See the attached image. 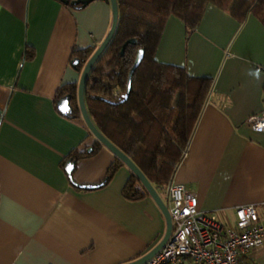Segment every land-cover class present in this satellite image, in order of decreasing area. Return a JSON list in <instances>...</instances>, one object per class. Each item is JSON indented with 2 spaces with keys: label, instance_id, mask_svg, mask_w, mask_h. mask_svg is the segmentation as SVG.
Listing matches in <instances>:
<instances>
[{
  "label": "crops",
  "instance_id": "1",
  "mask_svg": "<svg viewBox=\"0 0 264 264\" xmlns=\"http://www.w3.org/2000/svg\"><path fill=\"white\" fill-rule=\"evenodd\" d=\"M111 22L108 0L73 7L59 0H0V264H122L163 236L165 221L148 194L125 198L129 170L119 166L94 189L70 184L61 162L91 147L82 119L62 115L56 89L77 82L72 49H95ZM26 48L33 56L26 59ZM154 57L212 78L211 90L172 182L222 222L238 205L264 202V133L247 118L263 105L264 26L251 13L239 23L207 4L184 39L182 21L166 18ZM259 70L258 82L247 73ZM114 155L104 146L78 159L77 183L102 181ZM169 208L167 191H157ZM181 264H192L183 258ZM240 264H264V242Z\"/></svg>",
  "mask_w": 264,
  "mask_h": 264
},
{
  "label": "trees",
  "instance_id": "2",
  "mask_svg": "<svg viewBox=\"0 0 264 264\" xmlns=\"http://www.w3.org/2000/svg\"><path fill=\"white\" fill-rule=\"evenodd\" d=\"M116 2L118 15L113 35L87 75L85 107L98 131L139 168L154 189L167 191L211 90L212 78L192 76L184 65L155 59L154 53L166 18L173 14L182 21L185 40L199 24L207 4L223 10L239 23H243L251 13L264 26V0ZM129 38H135V43H126L120 55V47ZM138 49H142V56L131 74L130 88L125 94L128 72ZM93 50L70 51V60L78 58L75 64L78 73ZM32 56V50L26 48L24 57L31 59ZM64 94L70 95L72 107L67 117L82 119L77 105V82L60 85L54 95V105ZM88 133L92 135L89 130ZM101 147L102 144L94 138L90 151L74 147L61 162L64 165L69 159L75 164L78 159L93 155ZM119 166L125 165L114 156L102 179L103 184L111 179ZM121 193L130 200L148 195L131 171Z\"/></svg>",
  "mask_w": 264,
  "mask_h": 264
},
{
  "label": "built area",
  "instance_id": "3",
  "mask_svg": "<svg viewBox=\"0 0 264 264\" xmlns=\"http://www.w3.org/2000/svg\"><path fill=\"white\" fill-rule=\"evenodd\" d=\"M262 107L247 118L252 131L264 125V84ZM171 232L163 246L142 264H240V259L264 242V202L238 205L232 222L220 221L216 214L198 208L197 197L182 183L167 187Z\"/></svg>",
  "mask_w": 264,
  "mask_h": 264
},
{
  "label": "water",
  "instance_id": "4",
  "mask_svg": "<svg viewBox=\"0 0 264 264\" xmlns=\"http://www.w3.org/2000/svg\"><path fill=\"white\" fill-rule=\"evenodd\" d=\"M59 1H61L62 3H65V4H69L73 7H82L85 4H87L90 0H59ZM108 1L110 4V9H111L110 26H109V29H108L106 35L104 36L102 41L99 43V45L93 50L91 55L88 57V59L86 60V62L84 63V65L82 67V70L79 73V78L77 80V105H78V108L80 111L81 118H82L84 124L86 125V127L88 128V130L90 131V133L94 136L95 139H97L102 144V146L106 147L114 156L119 158L124 163V165L128 168V170L131 171L136 176V178L138 179L140 184L143 186V188L146 190V192L152 197V199L155 201V203L159 207L161 213L163 214L164 221H165V231H164L162 238L153 247H151L146 253H144L140 257L133 259L131 261L122 263V264H142L148 258H150L152 255H154L163 246V244L165 243V241L167 240V238L171 232L172 225H171V219H170L168 208L164 204V202L162 201L160 196L157 194L154 187L150 184L148 179L139 170V168L123 152H121L108 139H106L98 131V129L94 126V124L92 123V121H91V119L87 113L85 103H84V87H85V84L87 81L88 72H89L90 68L92 67L93 63L95 62V60L97 59V57L99 56V54L102 52V50L105 48V46L109 43V41L113 35L115 26H116V22H117V15H118L117 2H116V0H108ZM135 41H136L135 38L127 39L123 43V45L120 47L119 54L120 55L122 54L123 49H124V45L126 43H135ZM141 56H142V49H138L137 55L134 59V62H133L132 66L128 72L125 94H127L129 91L131 74H132L133 70L135 69V67L138 65V63L141 59ZM77 62H78L77 57H74L70 60V64L74 67H75V64ZM98 98L105 100V101H108L107 99L100 97V96H98ZM69 100H70V95L64 94L63 96L58 98L56 103H55L57 110L64 116L70 115V113L72 111V107L70 105ZM65 106L67 107V111L62 110L65 108ZM86 150L90 151L91 147H88ZM73 165H74V162L69 160V159H67L64 163V171H65L66 177H67V179L71 185L78 187V188H81V189H94V188H98V187L103 185V181H100L98 183H92V184H84V183L75 182L72 179V174H71Z\"/></svg>",
  "mask_w": 264,
  "mask_h": 264
},
{
  "label": "clouds",
  "instance_id": "5",
  "mask_svg": "<svg viewBox=\"0 0 264 264\" xmlns=\"http://www.w3.org/2000/svg\"><path fill=\"white\" fill-rule=\"evenodd\" d=\"M250 77H252L253 79H255L256 81H260L261 80V75H260V71L257 70H252L249 69L248 73H247ZM264 129V125H261L260 128L256 129L257 131Z\"/></svg>",
  "mask_w": 264,
  "mask_h": 264
},
{
  "label": "snow or ice",
  "instance_id": "6",
  "mask_svg": "<svg viewBox=\"0 0 264 264\" xmlns=\"http://www.w3.org/2000/svg\"><path fill=\"white\" fill-rule=\"evenodd\" d=\"M63 111H67V107L65 106V108L64 109H62Z\"/></svg>",
  "mask_w": 264,
  "mask_h": 264
}]
</instances>
